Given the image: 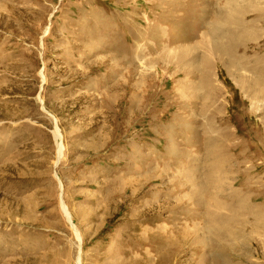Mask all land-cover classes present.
<instances>
[{"label":"rangeland","instance_id":"1","mask_svg":"<svg viewBox=\"0 0 264 264\" xmlns=\"http://www.w3.org/2000/svg\"><path fill=\"white\" fill-rule=\"evenodd\" d=\"M79 257L264 264V0H0V264Z\"/></svg>","mask_w":264,"mask_h":264},{"label":"bare ground","instance_id":"2","mask_svg":"<svg viewBox=\"0 0 264 264\" xmlns=\"http://www.w3.org/2000/svg\"><path fill=\"white\" fill-rule=\"evenodd\" d=\"M56 136H59V137H61V134L60 133H58V130H57V132H56ZM60 151H61V146H60V144H59V150H58V152L60 153ZM62 207H63V210H64V212L67 214V217L70 219V217H69V212H68V210H67V208H66V205H65V203L64 202H62ZM167 207V206H166ZM223 217V216H222ZM221 218V217H220ZM220 218H219V220H220ZM218 219V218H217ZM224 220V219H223ZM226 220V219H225ZM228 220V219H227ZM229 221V220H228ZM219 222H221V221H219ZM223 222H221V224H222ZM239 223V222H238ZM212 225V224H211ZM208 227V226H207ZM221 227V226H220ZM205 230H206V228H205ZM220 230H222L221 228H217V229H215L214 227L213 228H210V229H208V231L210 232V233H215L216 234V237L215 238H222V237H224L223 235H221V232L223 231H220ZM225 233H229V231H228V229H226V231H225ZM210 235H212V234H210ZM209 235V236H210ZM213 238V237H212ZM211 238V239H212ZM208 239V238H207ZM221 240V239H220ZM213 243H215V242H213ZM172 249V248H171ZM177 249V248H176ZM78 264H81V257H79L78 258Z\"/></svg>","mask_w":264,"mask_h":264}]
</instances>
